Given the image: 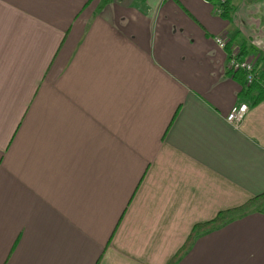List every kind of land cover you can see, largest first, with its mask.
<instances>
[{
	"label": "crops",
	"instance_id": "crops-1",
	"mask_svg": "<svg viewBox=\"0 0 264 264\" xmlns=\"http://www.w3.org/2000/svg\"><path fill=\"white\" fill-rule=\"evenodd\" d=\"M220 2L0 0V264H264L263 203L185 247L264 193V101L225 68L264 72V2Z\"/></svg>",
	"mask_w": 264,
	"mask_h": 264
},
{
	"label": "trees",
	"instance_id": "trees-1",
	"mask_svg": "<svg viewBox=\"0 0 264 264\" xmlns=\"http://www.w3.org/2000/svg\"><path fill=\"white\" fill-rule=\"evenodd\" d=\"M212 1V0H209ZM220 9V15L223 17L227 16L228 13V9H230L232 6L230 5V0H221L220 3H218L217 5ZM226 19H230V18H226ZM226 47V45H225ZM224 47V48H225ZM242 49L245 50V47L241 46ZM241 48H238V50L236 48H230V50H226V64H225V68L226 71L228 73H231L233 76L238 75L240 78V82H241V89H242V93H244V95L246 96H250L254 102H258V101H264V85H262L260 83V81L254 80L251 83L246 82L245 80V73L242 70H231V69H227V62H228V58H230V54L232 53L233 50H237L236 51V58L238 60H245L248 58H244L243 54L244 52H242ZM254 58L250 59L254 62L255 67L258 69V62L257 60H253ZM264 72L260 70V78L263 77ZM249 106V105H248ZM264 204V193L259 195V196H255L254 198H252V200H250L248 203H246L245 205H242L240 208H234L231 210H227V211H223V212H219L213 219L199 224V226H194L192 231H191V235L189 236L188 240H187V244L185 245V247L190 243V241L197 236V234H199L200 232L206 231L207 228L210 229L212 227H210L213 224L219 223L220 221H222L223 219L226 218H235L237 216H242L244 214L250 213L255 207H258V209L260 210V205ZM260 211H264V209H261ZM185 249L180 250L176 257L174 258L173 262L176 261L183 253Z\"/></svg>",
	"mask_w": 264,
	"mask_h": 264
},
{
	"label": "built area",
	"instance_id": "built-area-1",
	"mask_svg": "<svg viewBox=\"0 0 264 264\" xmlns=\"http://www.w3.org/2000/svg\"><path fill=\"white\" fill-rule=\"evenodd\" d=\"M215 43L219 48H224L225 47V39L223 36L218 35L214 38ZM236 51L233 50L232 53L230 54V58H228L227 62V69L231 70H242L245 73V80L248 83H251L254 80L260 81L262 85H264V75L263 77L260 78V70L257 69L254 65V62L248 58L245 60H238L236 58ZM255 60V59H253ZM249 110V106L247 103H240L238 105H235L232 107L230 112H228L226 116V121L228 123L238 125L241 123V121L244 119V116Z\"/></svg>",
	"mask_w": 264,
	"mask_h": 264
},
{
	"label": "rangeland",
	"instance_id": "rangeland-1",
	"mask_svg": "<svg viewBox=\"0 0 264 264\" xmlns=\"http://www.w3.org/2000/svg\"><path fill=\"white\" fill-rule=\"evenodd\" d=\"M260 1H263V2H264V0H260ZM263 7H264V4H263ZM258 28H260V26H259ZM243 216H244V215H243ZM240 217H242V216H240Z\"/></svg>",
	"mask_w": 264,
	"mask_h": 264
}]
</instances>
